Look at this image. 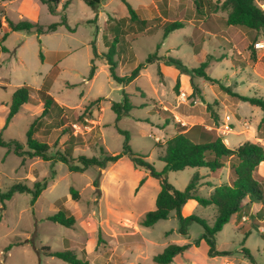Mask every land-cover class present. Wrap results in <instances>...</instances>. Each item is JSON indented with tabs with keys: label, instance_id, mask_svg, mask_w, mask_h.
Masks as SVG:
<instances>
[{
	"label": "rangeland",
	"instance_id": "1",
	"mask_svg": "<svg viewBox=\"0 0 264 264\" xmlns=\"http://www.w3.org/2000/svg\"><path fill=\"white\" fill-rule=\"evenodd\" d=\"M126 1L139 19H146L145 30L130 19L122 0H105L97 9L84 0H63L51 7L40 0H0L3 140H17L26 150L27 132L33 128L34 138L48 144L49 155L72 148V163L79 164V156L104 158L122 153L125 136L120 131H125L132 152L145 156L159 172L165 164L159 160L162 149L157 145H165L172 134L192 124L221 135L231 149L245 142L264 148V132L258 130L263 112L239 98L264 97V30L226 26L224 0H204L201 15L195 13L194 0ZM257 4L264 11V1ZM62 18L66 25L48 31ZM7 19L28 21L45 32H9ZM176 21L184 27L164 37L165 24ZM150 55L159 59L147 64L132 83L124 86L111 78L109 59L117 64V75L125 76ZM169 57L178 60L186 72L181 74L177 66L166 64L163 58ZM92 62L96 71L89 79ZM205 62V72L213 81L192 79L191 70ZM24 85L31 88L30 103L5 128L11 97ZM41 88L48 90L62 110L52 107L41 116ZM125 96L134 108L118 120L112 105L123 103ZM22 162L13 147L0 146V193L18 182L32 191L37 182L46 188L33 205L32 193H15L5 202V209L0 200V264H68L45 255V248L69 249L88 264H155L153 257L168 245L194 244L204 233L193 222L186 235L180 234L175 213L152 227L141 226L145 214L155 209L160 186L147 172L134 168L127 156L105 169L90 167L83 173L39 157L26 156ZM233 164L234 160L227 161L224 169L213 174L212 182L201 181L204 187L200 186L198 194L208 197L212 183H231ZM198 170L204 169L189 167L170 172L167 178L183 191ZM198 173L209 175L207 170ZM254 175L264 191V163ZM142 178L146 180L139 187ZM71 187L78 191V201L71 198ZM61 206L74 215L73 228L47 220ZM262 206L241 207L215 235L216 250L225 254L211 257L202 240L199 247L193 245L177 255L172 264H251L244 249L255 264H264V213L257 214ZM193 214L213 226L216 208L198 205ZM9 245L13 246L6 251Z\"/></svg>",
	"mask_w": 264,
	"mask_h": 264
},
{
	"label": "trees",
	"instance_id": "2",
	"mask_svg": "<svg viewBox=\"0 0 264 264\" xmlns=\"http://www.w3.org/2000/svg\"><path fill=\"white\" fill-rule=\"evenodd\" d=\"M12 1V0H3ZM44 4H48L50 7L60 4L63 0H40ZM105 0H84V2L93 9H97ZM128 10L130 19L134 22H138L140 26L144 28L147 21L139 19L138 14L133 7L126 1L122 0ZM258 1L264 0H224L221 4V8L227 12V16L224 19L226 26H233L236 28H244L252 31L259 32L264 30V11L258 6ZM65 2L64 7H66ZM196 6V15L202 14L204 7V0H194ZM7 25L10 32L27 31L31 32L36 29L38 35H42L45 29L39 25H33L28 21L13 22L7 19ZM66 25V20L62 18L60 23L52 24L48 27V31H56L58 27ZM184 23L181 21L166 23L164 26V37L171 32L184 27ZM2 27L0 22V28ZM8 34H5L3 38H6ZM3 52H7V49L3 47ZM95 54L97 55L96 51ZM159 58L155 55H150L144 63L138 64L129 75L119 76L116 73L117 64L109 59V69L111 78L120 85H128L139 77L140 71L145 69L147 64L154 63ZM166 64H173L178 67L181 74L186 72L185 67L180 64L178 60L172 58H163ZM207 63H202L199 68L193 69L190 72L191 78L198 76L204 78L207 81H213L205 72ZM96 67L93 65L89 75V79H93L95 75ZM180 86V78L177 79L176 88ZM194 88L195 85H194ZM231 95H236L230 91H226ZM39 98L43 105V111L41 116H45L52 107L62 110V107L54 100L48 90L41 88L38 90ZM239 97V96H238ZM31 88L29 86H21L16 89L11 97L9 115L6 119L5 128L13 117L21 110L24 104H27L31 100ZM240 99L250 103L253 106L259 107L263 112V117L258 125L259 132H264V97H239ZM99 100L94 101L98 102ZM134 108L130 99L125 96L123 103H114L112 110L116 113L117 119H121L124 116L129 115L130 111ZM87 112V109H86ZM89 114V112H88ZM168 117V115H167ZM167 122V121H166ZM176 125L179 123L174 121ZM125 136L124 150L120 154L106 155L104 158H97L95 156H79L77 161L79 164H73L72 161V148L64 153H57L56 155H49V146L46 143L40 142L33 136V128L27 132V146L28 149H24L22 143L17 140L5 141L0 133V146L9 148L13 147V153L20 158H23L22 164L25 163V157L30 158L39 157L44 161L62 162L68 166L70 172L83 173L90 167H96L105 169L110 164L117 163L121 158L127 156L134 168L141 169L147 172L148 176L156 179L159 183L160 190L155 201V209L148 211L142 218L140 225L143 227H152L161 220H167L172 213L176 214V217L180 223L179 233L182 235L187 234V229L191 223L195 222L200 224L204 228L202 237L195 241L194 244H171L168 245L163 252L153 257L155 264H172L175 257L184 253L193 245L199 247L202 240H204L209 246V255L215 257L224 252L216 250L215 235L222 231L223 227L228 224L234 215H237L240 208L243 206H251L253 204H264V191L261 184L255 178V171L264 163V148L261 145L245 142L236 149L229 148L224 143V138L216 134L212 130H208L203 125H194L190 128H182L174 133L165 142V145H157L162 149L159 155V160L165 164L162 171H157L154 165L146 161V157L135 154L132 152L128 141L129 134L125 131H120ZM9 152V151H8ZM106 154L105 152H103ZM234 160L235 164L232 165L235 179L231 183H225L215 188V190L208 196L202 197L197 194L199 187L200 176L195 173L185 189L183 191L175 188L167 178V174L170 172L183 171L186 168H206L211 173H217L226 166V162ZM146 178H142L139 182V187L145 183ZM35 190L32 191L27 185L21 182L14 183L11 189L7 193H0V200L3 203V209H5V202L10 200L15 193H32V205L37 201L42 191L46 188L43 183H35ZM71 198L74 201H78L79 193L74 188H70ZM189 200H195L200 206H214L216 208V216L213 226H209L205 220L199 216L192 214L189 216L182 215V208ZM264 206L259 210L257 214H262ZM47 220L53 223L60 224L66 228H73L76 222L74 215L69 209L64 206L53 215L47 217ZM257 230V229H256ZM13 245H9L6 251H9ZM45 255L55 257L68 264H88L86 261L78 259L77 255L67 249L64 251H51L50 248H45ZM244 253L251 264H255L253 257L249 254V250L244 249Z\"/></svg>",
	"mask_w": 264,
	"mask_h": 264
},
{
	"label": "crops",
	"instance_id": "3",
	"mask_svg": "<svg viewBox=\"0 0 264 264\" xmlns=\"http://www.w3.org/2000/svg\"><path fill=\"white\" fill-rule=\"evenodd\" d=\"M135 10V9H134ZM136 13H137V10H136ZM142 20H146V19H142ZM229 27H233V26H229ZM144 30H145V28H144ZM144 30H142V31H144ZM10 32V31H9ZM183 76H185V75H183ZM32 97V96H31ZM57 102V101H56ZM30 103V102H29ZM28 104V103H27ZM27 104H24L23 105V108H25L26 107V105ZM43 106V105H42ZM61 107V106H60ZM174 120V119H173ZM175 121V120H174ZM173 121V122H174ZM172 124H170V126H171ZM194 125H196V124H192L191 126H189V127H187V128H190V127H192V126H194ZM225 168V167H224ZM223 168V169H224ZM197 169H204V170H202V171H205V170H207V172L208 173H205V174H209V175H207V176H205V177H201L200 176V174L198 173V172H202V171H197L196 173H198L199 174V176H200V181H199V187H198V190H199V188H200V182L201 181H204V182H212V180H213V174H217V173H211L208 169H206V168H197ZM221 171V170H220ZM219 171V172H220ZM230 183V182H229ZM228 183V184H229ZM222 184H225V183H212V185H210V187H209V195L215 190V188L216 187H218V186H220V185H222ZM201 187H204V186H201ZM206 187V186H205ZM198 190H197V194H198ZM199 195V194H198ZM208 195V196H209ZM198 203L195 201V200H189L187 203H186V205H184V207L182 208V215L183 216H189V215H192L193 213H194V211L196 210V208L198 207ZM208 207V206H207ZM186 208H187V210H186Z\"/></svg>",
	"mask_w": 264,
	"mask_h": 264
},
{
	"label": "built area",
	"instance_id": "4",
	"mask_svg": "<svg viewBox=\"0 0 264 264\" xmlns=\"http://www.w3.org/2000/svg\"><path fill=\"white\" fill-rule=\"evenodd\" d=\"M259 45H261V44H259Z\"/></svg>",
	"mask_w": 264,
	"mask_h": 264
}]
</instances>
